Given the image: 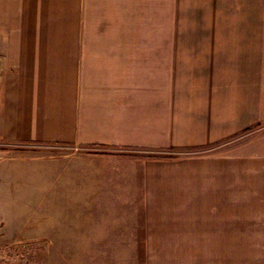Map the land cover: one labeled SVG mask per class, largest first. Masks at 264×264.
<instances>
[{"label": "crops", "instance_id": "1", "mask_svg": "<svg viewBox=\"0 0 264 264\" xmlns=\"http://www.w3.org/2000/svg\"><path fill=\"white\" fill-rule=\"evenodd\" d=\"M252 128L264 0H0L2 184L26 182L22 143L65 146L51 180L82 206L31 204L0 243L42 242L50 264L264 248V133L228 144Z\"/></svg>", "mask_w": 264, "mask_h": 264}, {"label": "rangeland", "instance_id": "2", "mask_svg": "<svg viewBox=\"0 0 264 264\" xmlns=\"http://www.w3.org/2000/svg\"><path fill=\"white\" fill-rule=\"evenodd\" d=\"M176 14V10L172 9L174 21ZM255 129L252 128V130L234 137L228 143L229 146H238L253 141L264 133V130ZM19 147L21 148L17 149H25L27 155L26 159L22 160L26 164L24 170L26 174L25 184L13 187L3 185L4 173H7L8 176V170L1 168L2 162L0 161V227L14 224H16V227H20L24 224V220L21 218L16 222L15 218L22 211L27 213V209L34 212L35 210L29 206L31 204L38 203L39 206L36 209L38 208L41 212H44L56 209L54 207L58 203V214L61 213V210L68 211L74 208H82L81 202L76 204L77 201L74 202L73 197L69 195L66 180H63L62 185H59L58 188L51 180V161L67 160L64 156L67 151L65 146L22 143ZM5 154L13 157L25 154V152L17 151ZM1 155L3 154H0V157ZM40 164H43V168H39ZM74 182L81 184L82 181L75 180ZM62 215L65 217V214ZM42 225L44 227L53 226L52 224ZM21 240V243H0V264H50V250L45 249L42 242L27 243L25 238ZM114 251L116 250H107L108 259L104 264H111L110 260H114ZM122 253L123 258L129 257V255L126 256L125 250H121L116 254L115 264H129V261L126 263V260H121ZM195 256L198 264H264V248L229 250L140 249L138 250L137 260L135 259L130 264H195Z\"/></svg>", "mask_w": 264, "mask_h": 264}]
</instances>
